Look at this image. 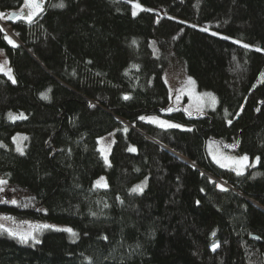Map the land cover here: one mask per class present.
<instances>
[{"label":"trees","instance_id":"1","mask_svg":"<svg viewBox=\"0 0 264 264\" xmlns=\"http://www.w3.org/2000/svg\"><path fill=\"white\" fill-rule=\"evenodd\" d=\"M139 1L147 8L134 15L131 0H48L34 23L10 20L16 47L0 31L16 75L0 72V177L17 187L0 191V211L76 233L24 243L0 229V264H264V0ZM166 74H188L217 106L168 111ZM112 129L109 167L97 138ZM208 138L260 161L238 175L210 158ZM102 173L108 187L94 188Z\"/></svg>","mask_w":264,"mask_h":264},{"label":"rangeland","instance_id":"2","mask_svg":"<svg viewBox=\"0 0 264 264\" xmlns=\"http://www.w3.org/2000/svg\"><path fill=\"white\" fill-rule=\"evenodd\" d=\"M136 3H139L142 7L141 8L135 7L134 5ZM46 4H48V0H44V4H43L44 8L46 7ZM131 5H132V11L135 14H137L140 10L147 8V6L142 4L139 0H131ZM22 6H23V3L20 6V8ZM20 8L18 10H20ZM0 12L6 14L3 18H0V22L3 26L4 31L7 32V36L10 39L11 38L16 39L15 32H13L12 28H11L12 23L8 19V14L2 10H0ZM255 47L257 48V46H255ZM0 65H4V71H2L3 73H5L7 71V69H11V74L16 80V75H14L12 65L9 63L7 53H5V50L1 46H0ZM262 73H264V69L259 73L258 81L264 77L261 75ZM189 78H191V77L188 74L187 75L184 74V75H180V76H177V75L170 76L168 74L165 75V79H167V82H168L169 87L171 89V94H170L171 102H170L169 109H174V107H182L184 110H187L189 113L196 114V113L202 112L203 110H207V108H209V109L215 108L218 104L217 95L212 90H199L195 84L194 85L189 84L188 83ZM191 79L193 80V78H191ZM205 93H211L213 96L216 97L215 105H212L210 103L209 98L204 95ZM43 95L48 96V89L43 92ZM177 97H179V99H177ZM201 105L203 106V110L197 111V108L200 107ZM10 113L14 117H20L21 115L23 117L26 116L25 110L24 111L23 110H11L7 113L8 118H10V116H9ZM145 117H146V119H148L149 117H155L159 120H167L169 122L182 125L181 123H179L177 121L169 120L165 116L163 117V116L158 115V114L145 115ZM11 120H14V119H11ZM149 121H151V120H149ZM182 127H183V125H182ZM25 137L27 138V132L26 131L17 130L16 132H14L12 139H13L14 147L16 148V150H17V147L19 146L20 148H22L23 152H25V150H26L25 148H26V144H27V139H24ZM115 139H116L115 129H112L110 132L100 134V136L97 138V142H98L100 152H101V149L106 150V153H104V154H107L109 162H110V156L109 155H110V152L112 149V144L115 141ZM206 152L215 163H217V159H221L222 157H240V156H243L245 154L248 155V157H249L248 166H256L259 163L255 159L256 156L251 157L247 153L237 154V153H234L233 151H229L225 148L224 142H222L220 140H216L214 138H208L207 143H206ZM104 154H102V152H101L102 157H104ZM221 162L222 163H228V161H225L223 159H221ZM217 164H219V163H217ZM248 166H246L243 169V171H245ZM236 167L237 166L235 164H229V166H228V168H230V169L232 168L235 172H237ZM100 177H104L105 181L108 185V178H106L105 173H102V174L98 175L97 177H95L94 182ZM0 179L7 181L6 184L0 185V188L3 189L2 191L6 192L8 190L10 191V190L17 189V187L14 184H12L11 182H9L6 177L5 178L0 177ZM145 181L147 183V176H145L144 178H142L140 180L135 181V183H133L130 188L132 189L136 185H139ZM221 181H224V180H221ZM94 182H93V185H94ZM145 188H146V185L144 186V189ZM101 189H103V188L101 187ZM4 217H12L13 219L12 220L4 219ZM25 222H27V223H25ZM37 224L55 225L56 228H54V229L71 228L75 232L74 227L68 223H64V222L60 223V222L53 221V220L49 221V220H45V219H36V218H31V217L26 218V217H21L19 215L16 216V215L11 214L9 212L6 213V212L0 211V225H3L4 228L13 229V230L18 231V232H28L31 230L30 225H37ZM44 230H47V229H42V230H39V231H36L33 233L35 236V240L40 239V236H41L40 234ZM17 238L19 239V237H17ZM35 240L29 239L27 243L35 242Z\"/></svg>","mask_w":264,"mask_h":264},{"label":"snow or ice","instance_id":"3","mask_svg":"<svg viewBox=\"0 0 264 264\" xmlns=\"http://www.w3.org/2000/svg\"><path fill=\"white\" fill-rule=\"evenodd\" d=\"M44 0H23V6L20 8V10L18 12H12L10 14V17L18 19V20H23L29 24L34 23L35 22V18L37 16L40 15V13H42L44 11ZM56 7L59 8H63L65 7V4L63 2V0H60V3H58L57 5H55ZM137 8H141L142 6L139 3H136L134 5ZM26 10V11H25ZM135 15V13H133ZM6 14L0 12V18H3ZM203 31H207V29H202ZM0 31H3V28H0ZM213 35H217V33H212ZM224 39H229V37H223ZM4 39H6L8 41L9 44H11L13 47H16L17 45H15L14 41H12L7 35H5ZM235 43H240L239 41H234ZM133 43H135V41H133ZM243 47L245 48H249L250 45L248 44H243ZM257 51H260L261 49H256ZM0 71H4V65H0ZM5 75L8 76V78L12 81V83H16L15 78L12 76L11 74V69H7V71L5 72ZM262 76H264V73L261 74ZM189 84H195V81H193L191 78H189L188 80ZM205 96H207L209 98V101L212 105H215L216 103V97L213 96L211 93H205ZM44 98L46 99L47 96L45 95ZM124 99H129L128 96H125ZM177 99H179V97H177ZM203 110V106L201 105L200 107L197 108V111H202ZM168 111H171V109H169ZM187 111V110H186ZM191 113H189L190 115ZM11 119H17V118H24L22 115L20 117H14L12 116V114H9ZM139 119L144 120L145 117H139ZM149 120H151V122L153 123H157L159 124L161 127H165V128H181L182 125L180 124H176V123H172L169 122L167 120H159L155 117H149ZM229 124H231V121H228ZM189 131H191V129H188ZM125 131H127V129H125ZM24 139H27L26 137ZM0 147H3V145H0ZM17 151L21 152V154H23V150L22 148H20L19 146L17 147ZM128 151L130 152H135L136 148L135 147H129ZM102 154L106 153L105 149H101ZM215 158V157H214ZM221 159L228 161V163H222ZM221 159H217V163L220 164L221 167H228L229 164H235L236 167V171L237 174L240 175L243 173V169L248 166V161H249V157L248 155H243L240 157H222ZM257 162L260 161V157H256L255 158ZM104 160L105 163L110 167V162L108 161V156L107 154H104ZM7 181L0 179V185L6 184ZM146 185V181L142 182L139 185H136L135 187H133L131 189V192L133 193H142L144 190V186ZM94 188H107L108 185L105 181L104 177H100L98 178L93 185ZM3 189L0 188V191H2ZM13 204L16 203L15 200L12 201ZM105 207H107V205H105ZM93 215H95V213H93ZM4 219H9L12 220V217H4ZM27 223V222H25ZM31 230L28 232H18L15 231L13 229H9V228H4L3 225H0V229L7 231L10 235H12L13 237H19V239L21 240V242L27 243L29 239H33L35 240V236H34V232L42 230V229H50V228H56L55 225H49V224H37V225H30ZM57 230H62V231H66L72 234L73 237L76 236V233L71 229V228H65V229H57ZM213 235H215V233H213ZM104 239H107V237H104ZM256 239H259V237H256ZM36 243H39V240H35ZM219 247V245H213V251L216 250V248Z\"/></svg>","mask_w":264,"mask_h":264},{"label":"water","instance_id":"4","mask_svg":"<svg viewBox=\"0 0 264 264\" xmlns=\"http://www.w3.org/2000/svg\"><path fill=\"white\" fill-rule=\"evenodd\" d=\"M12 12H17V11H11V12H9V14H8V19L9 20H13V19H15V18H12V17H10V14L12 13ZM169 150V149H168ZM178 155V154H177ZM178 156H180V155H178ZM181 157V156H180ZM182 159H184L186 162H189V163H191L189 160L187 161L185 158H183V157H181ZM192 164V163H191ZM253 238H256L257 236H252Z\"/></svg>","mask_w":264,"mask_h":264}]
</instances>
